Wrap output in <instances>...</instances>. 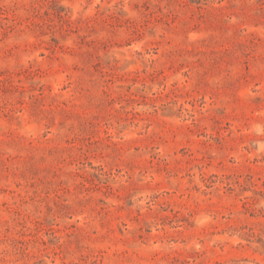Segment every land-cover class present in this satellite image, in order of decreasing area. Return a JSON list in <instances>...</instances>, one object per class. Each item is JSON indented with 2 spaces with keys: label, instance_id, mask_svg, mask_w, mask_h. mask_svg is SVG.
Instances as JSON below:
<instances>
[{
  "label": "rangeland",
  "instance_id": "obj_1",
  "mask_svg": "<svg viewBox=\"0 0 264 264\" xmlns=\"http://www.w3.org/2000/svg\"><path fill=\"white\" fill-rule=\"evenodd\" d=\"M0 264H264V0H0Z\"/></svg>",
  "mask_w": 264,
  "mask_h": 264
}]
</instances>
